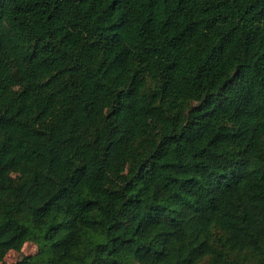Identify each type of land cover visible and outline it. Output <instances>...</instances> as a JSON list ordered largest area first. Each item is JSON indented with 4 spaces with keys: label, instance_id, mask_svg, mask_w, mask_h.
Listing matches in <instances>:
<instances>
[{
    "label": "trees",
    "instance_id": "obj_1",
    "mask_svg": "<svg viewBox=\"0 0 264 264\" xmlns=\"http://www.w3.org/2000/svg\"><path fill=\"white\" fill-rule=\"evenodd\" d=\"M264 264V0H0V261Z\"/></svg>",
    "mask_w": 264,
    "mask_h": 264
},
{
    "label": "rangeland",
    "instance_id": "obj_2",
    "mask_svg": "<svg viewBox=\"0 0 264 264\" xmlns=\"http://www.w3.org/2000/svg\"><path fill=\"white\" fill-rule=\"evenodd\" d=\"M40 247L32 242H26L19 251H9L0 264H22L21 260L25 256L37 255Z\"/></svg>",
    "mask_w": 264,
    "mask_h": 264
}]
</instances>
